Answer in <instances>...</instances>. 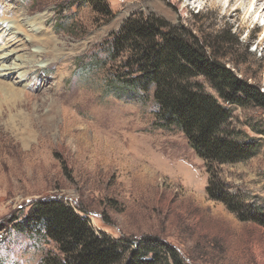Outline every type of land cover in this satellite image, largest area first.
Listing matches in <instances>:
<instances>
[{
  "label": "rangeland",
  "instance_id": "1",
  "mask_svg": "<svg viewBox=\"0 0 264 264\" xmlns=\"http://www.w3.org/2000/svg\"><path fill=\"white\" fill-rule=\"evenodd\" d=\"M251 1L102 0L104 16L83 0H0L2 21H45L11 59L26 78L16 73L0 85V224L54 198L96 235L156 239L184 264H264V228L207 196L206 163L179 130L160 127L153 90L142 99L118 91L112 77L120 65L107 56L128 19H156L198 38L226 36V67L264 92V0L248 10ZM50 47L59 52L47 57ZM37 50L42 57L32 59ZM230 109L227 129L254 142L256 154L213 171L241 205L264 209V113ZM46 254L59 252L41 233L0 231V264H42Z\"/></svg>",
  "mask_w": 264,
  "mask_h": 264
},
{
  "label": "trees",
  "instance_id": "2",
  "mask_svg": "<svg viewBox=\"0 0 264 264\" xmlns=\"http://www.w3.org/2000/svg\"><path fill=\"white\" fill-rule=\"evenodd\" d=\"M83 1L91 2L101 15H109L102 0ZM226 39L224 35L198 38L190 32L169 29L156 19L132 18L110 39L107 56L111 63L118 61L120 65L112 77L118 91L142 99L153 90L160 127L179 130L206 163L207 196L223 202L241 221L264 228V209L241 205L237 197L224 191L213 171L216 166L256 154L254 142L238 141L227 129L230 108L252 106L264 113V92L226 67L225 55L219 53V45L227 43ZM5 228L39 232L53 242L59 255L46 254L42 264H184L173 247L156 239L134 243L103 233L96 235L85 217L54 198L36 201L25 216L0 224V231Z\"/></svg>",
  "mask_w": 264,
  "mask_h": 264
},
{
  "label": "bare ground",
  "instance_id": "3",
  "mask_svg": "<svg viewBox=\"0 0 264 264\" xmlns=\"http://www.w3.org/2000/svg\"><path fill=\"white\" fill-rule=\"evenodd\" d=\"M262 1L263 0H256V3H253L251 1L248 5V10L252 8L254 9V6L257 7L259 5L258 3ZM202 2L203 0H197V3H202ZM240 6H242V4H240ZM181 10L184 12L185 8ZM263 11L264 9L261 11V13ZM41 17L44 18V15H41L40 17L37 16L31 19H26L24 18V16L18 15L16 19L13 21L0 20V85L4 84V80L10 79L16 73L18 75L19 80L21 79L23 81L26 78L25 67L17 66L16 63H11L12 62L11 59H13L12 57L14 53L17 51L18 47H24L25 44H33L34 39L38 38V35L40 36L42 32L39 31L41 29L42 24L45 22L42 21L44 19ZM58 52L59 51L56 48L50 47V50L45 51L44 55L50 57V56H54V54ZM39 56L42 57L40 55V52H38V50L32 51L31 54L32 59H36ZM56 58L58 57L56 56ZM56 58H54V60H56ZM17 59L18 58L15 57L13 61L15 62ZM13 70L14 71L20 70V71L14 72ZM63 75H64V70L61 68L59 73L57 74V77L61 78L60 80H62V78H64ZM19 86L25 87V85H20V84Z\"/></svg>",
  "mask_w": 264,
  "mask_h": 264
}]
</instances>
